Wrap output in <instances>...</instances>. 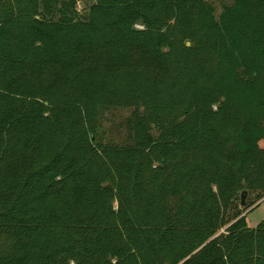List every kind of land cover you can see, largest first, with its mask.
<instances>
[{"label": "trees", "instance_id": "trees-1", "mask_svg": "<svg viewBox=\"0 0 264 264\" xmlns=\"http://www.w3.org/2000/svg\"><path fill=\"white\" fill-rule=\"evenodd\" d=\"M93 1L0 0V264H264V0Z\"/></svg>", "mask_w": 264, "mask_h": 264}, {"label": "rangeland", "instance_id": "rangeland-1", "mask_svg": "<svg viewBox=\"0 0 264 264\" xmlns=\"http://www.w3.org/2000/svg\"><path fill=\"white\" fill-rule=\"evenodd\" d=\"M215 8V14L218 15L224 6L231 4L232 0H207ZM76 9L79 15H85L93 0H75ZM131 109H114L103 114L100 121L99 141L102 143L124 144L131 139V133L127 128V121L131 117ZM259 147L264 149V141L258 143ZM240 194L237 196L235 203L229 205L228 217L238 216L242 218L245 226L255 228L259 223L264 221V198L258 199L255 195L247 193L245 205L240 206Z\"/></svg>", "mask_w": 264, "mask_h": 264}, {"label": "water", "instance_id": "water-1", "mask_svg": "<svg viewBox=\"0 0 264 264\" xmlns=\"http://www.w3.org/2000/svg\"><path fill=\"white\" fill-rule=\"evenodd\" d=\"M189 44H187L188 46ZM247 192L246 191H242L240 194V206H244L245 205V198H246Z\"/></svg>", "mask_w": 264, "mask_h": 264}]
</instances>
